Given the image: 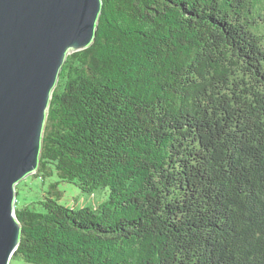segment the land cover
<instances>
[{
    "label": "trees",
    "instance_id": "16d2710c",
    "mask_svg": "<svg viewBox=\"0 0 264 264\" xmlns=\"http://www.w3.org/2000/svg\"><path fill=\"white\" fill-rule=\"evenodd\" d=\"M38 174L107 198L16 202L9 264H264V0H102Z\"/></svg>",
    "mask_w": 264,
    "mask_h": 264
},
{
    "label": "water",
    "instance_id": "95a60500",
    "mask_svg": "<svg viewBox=\"0 0 264 264\" xmlns=\"http://www.w3.org/2000/svg\"><path fill=\"white\" fill-rule=\"evenodd\" d=\"M102 0H0V264L21 237L16 185L35 174L66 57L95 39Z\"/></svg>",
    "mask_w": 264,
    "mask_h": 264
},
{
    "label": "rangeland",
    "instance_id": "374dc122",
    "mask_svg": "<svg viewBox=\"0 0 264 264\" xmlns=\"http://www.w3.org/2000/svg\"><path fill=\"white\" fill-rule=\"evenodd\" d=\"M56 177H41L28 175L16 185V202L18 207L28 206L32 211L43 213V206L39 203L46 197H51L58 204L74 209L95 207L107 198V189L99 188L92 194L83 193L77 186L70 183L55 182ZM10 264H21V261H11Z\"/></svg>",
    "mask_w": 264,
    "mask_h": 264
}]
</instances>
